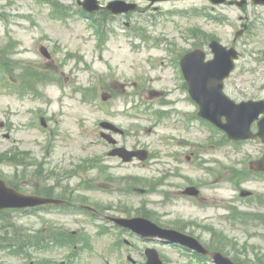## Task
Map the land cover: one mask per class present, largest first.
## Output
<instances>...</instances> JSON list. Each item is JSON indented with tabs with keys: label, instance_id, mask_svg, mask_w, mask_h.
<instances>
[{
	"label": "rangeland",
	"instance_id": "rangeland-1",
	"mask_svg": "<svg viewBox=\"0 0 264 264\" xmlns=\"http://www.w3.org/2000/svg\"><path fill=\"white\" fill-rule=\"evenodd\" d=\"M54 1L71 16L51 19L50 7L34 0H0L1 60L10 61V66L20 65L22 71L30 67V72L44 69L46 74L39 73L43 88L37 90V97H21L0 86V125L4 123L0 127V177L25 193L41 189L49 196L84 201L108 218L147 213L159 225L188 231L223 249L230 258L264 264V203L247 205L227 180L229 171H240L246 158L259 155L258 147L251 143L234 151L232 147L209 145L212 133L194 119L197 106L182 90V79L172 65L174 55L192 49L194 44L210 59L206 43L214 37L241 52L226 84L229 96L263 99L264 8L247 3L242 9L225 4L210 10L208 0L151 6L143 0L126 1L135 4L137 11L109 20V35L97 46L89 23L76 14L78 2L83 0ZM110 1L98 3L105 6ZM243 23L248 26L246 34L233 42ZM166 44L174 53L165 51ZM41 47L49 51L50 59L41 55ZM52 80L55 82L50 83ZM2 81L7 83V77L0 72V84ZM169 89L180 90L166 98L172 101V109H160L176 113L157 123L152 112ZM134 92L135 97L130 96ZM104 93L114 95L104 103ZM141 102L149 111L136 109ZM40 117L46 119V129L39 128ZM102 120L129 132L114 138L127 149L147 150L149 160L122 164L107 157L110 146L100 138ZM18 150L28 153L33 167L15 170L12 165ZM88 160H95L98 166L87 165L82 171L75 168ZM219 164L229 169L222 177L211 174L212 169H221ZM164 175L165 186L157 187V179ZM88 185L93 188L87 190ZM191 185L199 187L200 198L179 195L183 187ZM244 188L264 192V182L252 181ZM234 210L252 216L241 224L231 219L237 214ZM9 219L11 226L21 231L48 228L84 233L92 249L70 258L68 249L31 251L29 258L2 251L0 264H144L142 252L146 248L156 249L166 264H194L174 247L119 233L110 224L86 216L16 211ZM4 223L0 220V238L11 231Z\"/></svg>",
	"mask_w": 264,
	"mask_h": 264
},
{
	"label": "water",
	"instance_id": "water-1",
	"mask_svg": "<svg viewBox=\"0 0 264 264\" xmlns=\"http://www.w3.org/2000/svg\"><path fill=\"white\" fill-rule=\"evenodd\" d=\"M151 1L154 2L159 0ZM214 1L219 3L222 0ZM253 1L256 4L264 5V0ZM131 8L133 9L134 7ZM87 10L92 11V9ZM110 10L115 14L128 11L127 8L124 9L117 3L110 5ZM210 48L215 55L212 61L204 63V53L200 50L186 54L181 60V68L188 82L189 92L200 104V116L211 120L218 126L220 125V117L225 116L227 124L220 126L228 130L230 137L247 138L250 135L247 132L245 133V131H248V126L251 121L257 118L260 113H264V103L249 102L237 106L222 95V81L232 71V59L236 58V54L233 50L226 51L215 42L211 43ZM105 126L110 127L106 124ZM259 128L260 130L257 136L264 142V119L259 123ZM134 155H137L142 161L147 158V154L144 151L137 153L127 152V155L122 157L125 162H128ZM251 167L255 171H264V158L259 162L252 163ZM184 194L194 196L197 192L193 188H190L187 189ZM44 204L59 205L62 203L55 200L20 195L12 189L7 188L4 182L0 180V210L7 208L34 207ZM117 223L131 228L142 237L161 238L171 243H181L189 248L202 251L197 242L187 237L185 238L177 232L157 228L141 219L128 221L117 220ZM146 253L148 256L147 264H161L154 251L149 250ZM214 259L218 264H230L228 260L218 254L214 255Z\"/></svg>",
	"mask_w": 264,
	"mask_h": 264
},
{
	"label": "trees",
	"instance_id": "trees-1",
	"mask_svg": "<svg viewBox=\"0 0 264 264\" xmlns=\"http://www.w3.org/2000/svg\"><path fill=\"white\" fill-rule=\"evenodd\" d=\"M5 240L7 241H0V244L2 243L0 245L2 248H15L21 252L27 249L45 250L57 245L74 247L80 240H82L81 242H84L86 246L88 242L84 237L78 235H64L56 232L45 233L42 231L30 234L16 229V227L13 229V234L6 237Z\"/></svg>",
	"mask_w": 264,
	"mask_h": 264
},
{
	"label": "flooded vegetation",
	"instance_id": "flooded-vegetation-1",
	"mask_svg": "<svg viewBox=\"0 0 264 264\" xmlns=\"http://www.w3.org/2000/svg\"><path fill=\"white\" fill-rule=\"evenodd\" d=\"M253 129H255V130H256V124H254V126H253ZM255 130H254V131H255Z\"/></svg>",
	"mask_w": 264,
	"mask_h": 264
}]
</instances>
